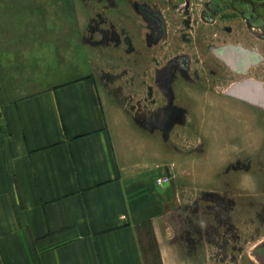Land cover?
I'll use <instances>...</instances> for the list:
<instances>
[{"label":"rangeland","instance_id":"obj_1","mask_svg":"<svg viewBox=\"0 0 264 264\" xmlns=\"http://www.w3.org/2000/svg\"><path fill=\"white\" fill-rule=\"evenodd\" d=\"M206 1L28 0L27 20L59 26L60 58L74 52L76 74H96L111 119L166 165L176 195L171 236L189 264H264V105L228 93L247 78L264 85V38L235 5L212 23ZM249 1L264 15V0ZM143 4L163 13L167 33L158 35ZM230 43L260 61L234 71L215 52ZM181 56L187 65L174 62ZM60 82L28 80L27 88ZM143 231L160 264L151 227Z\"/></svg>","mask_w":264,"mask_h":264},{"label":"crops","instance_id":"obj_2","mask_svg":"<svg viewBox=\"0 0 264 264\" xmlns=\"http://www.w3.org/2000/svg\"><path fill=\"white\" fill-rule=\"evenodd\" d=\"M27 16L0 0V264H154L146 225L160 264H189L166 165L111 119L96 74L60 58L59 26Z\"/></svg>","mask_w":264,"mask_h":264},{"label":"flooded vegetation","instance_id":"obj_3","mask_svg":"<svg viewBox=\"0 0 264 264\" xmlns=\"http://www.w3.org/2000/svg\"><path fill=\"white\" fill-rule=\"evenodd\" d=\"M203 5H209V8L213 11V16L210 18L211 22L215 23L217 21V18L219 17V13L220 10H226V9H230L232 7V5L235 7L242 13L244 14V19H245V24L248 25L249 27H252V25H258L260 27V31H256L261 37L264 38V15H262L261 13L257 12L254 8V6L251 4V2L249 0H234V1H229V0H208L206 1ZM143 8H148L149 10H151L152 12L158 13L162 16L163 18V27H160L159 23L156 21V19H154L152 16H150L146 11L143 10ZM138 9L144 13L148 19L153 23L154 28L156 30V32L158 33V35H163L165 33H167L168 31V26H167V22L165 19V16L163 15V13H161L159 10L152 8L149 5L143 4V5H139ZM204 10V9H203ZM204 11L201 12V16L204 15ZM190 24H193L190 23ZM228 46H239L245 50H249L248 48H246L243 45H237L234 43H230V44H224V45H220L218 47L215 48V52L216 54L225 61L226 64H228L234 71L238 72V73H243L246 72L250 66L254 63H250L249 65H247L245 68L243 69H237L235 66L230 65L229 63H227V61L222 57V55L219 53V50H221L222 48L228 47ZM250 52H252L251 50H249ZM257 53V52H256ZM259 55V53H257ZM261 56L259 55V59L257 60L260 61ZM180 61V63L184 66L187 65V58L184 56L181 57H177L174 59V62ZM256 63V62H255ZM166 71H163L160 75V79L163 81L162 83H164V86L168 85L169 79L166 75ZM247 79H255V78H247ZM244 79V80H247ZM257 80V79H255ZM241 81V80H240ZM243 81V80H242ZM260 81V80H258ZM238 82V81H236ZM264 86V85H263Z\"/></svg>","mask_w":264,"mask_h":264},{"label":"water","instance_id":"obj_4","mask_svg":"<svg viewBox=\"0 0 264 264\" xmlns=\"http://www.w3.org/2000/svg\"><path fill=\"white\" fill-rule=\"evenodd\" d=\"M150 16H152L163 27V18L160 14L152 12L148 8H143ZM222 57L237 69H243L250 63H255L259 59L256 52H250L239 46H228L219 50ZM228 93L238 98L248 100L252 103H261L264 105V86L261 81L255 79H247L235 82L229 89Z\"/></svg>","mask_w":264,"mask_h":264},{"label":"built area","instance_id":"obj_5","mask_svg":"<svg viewBox=\"0 0 264 264\" xmlns=\"http://www.w3.org/2000/svg\"><path fill=\"white\" fill-rule=\"evenodd\" d=\"M169 177L168 176H159L158 178H157V183L159 184V185H162V184H164V183H166V182H169Z\"/></svg>","mask_w":264,"mask_h":264}]
</instances>
